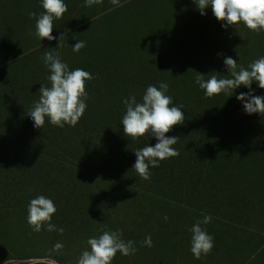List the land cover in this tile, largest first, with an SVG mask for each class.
<instances>
[{
  "label": "trees",
  "instance_id": "1",
  "mask_svg": "<svg viewBox=\"0 0 264 264\" xmlns=\"http://www.w3.org/2000/svg\"><path fill=\"white\" fill-rule=\"evenodd\" d=\"M75 1L64 0L68 10L60 19L65 20H53L56 39L51 41L35 34L36 21L45 12L43 6L37 8L40 3L31 11L37 16L30 17L31 12L11 13L0 2V50L11 53L0 65V167L5 165V178L20 186L8 198L28 191L30 184L21 185L20 180L36 172L45 184L56 186L49 190L50 198L62 202L65 210L72 209V226L112 207L123 226L130 219L137 229L121 235L135 242L138 251L131 258L136 264H176L179 249L195 257L191 229L207 215L212 220L201 227L214 237L211 253L232 257L248 248L247 259L264 260V115L244 111L237 99L247 92L242 85L234 93L208 97L195 82L198 71L205 80L212 75L231 78L226 56L236 59L238 67L248 68L264 57V40L257 55L247 50L226 52L218 57L220 66L209 67L221 44L196 32L201 15L197 18L182 9L188 17L178 21V16L175 21L179 13L168 10L171 0H146L145 4L144 0H102L92 6H86L85 0ZM149 10L162 13L155 16ZM134 16L145 28L139 26L140 31L130 38L122 36L117 20L124 17L127 22ZM177 22L187 27L173 35ZM91 26L108 27L111 34L97 41L83 31ZM61 35L67 38L57 47ZM78 41L86 46L74 52ZM167 43L168 52L181 48L172 66H166V58L149 65L143 59L133 69L136 75L128 66H118L123 62L121 55L125 62L136 60L139 54L150 56L151 49ZM145 44L149 52H135ZM49 51L59 52L69 71L79 68L93 77L86 80L87 108L75 126L59 127L46 118L43 128H36L29 115L42 84L51 87V71L43 60ZM162 72L175 75L166 95L173 98L174 106L183 105L185 121L166 133L179 137L173 145L179 155L159 161L158 167L150 165V179L145 180L133 168L135 150L154 146L157 139L151 133L136 139L124 134L123 101L135 96L142 102L147 87L155 85ZM254 94L264 96V89L258 86ZM149 235L152 247L142 243ZM126 257L117 252L111 264H120Z\"/></svg>",
  "mask_w": 264,
  "mask_h": 264
},
{
  "label": "clouds",
  "instance_id": "2",
  "mask_svg": "<svg viewBox=\"0 0 264 264\" xmlns=\"http://www.w3.org/2000/svg\"><path fill=\"white\" fill-rule=\"evenodd\" d=\"M102 0H85L86 6L101 3ZM116 0H113L115 3ZM202 15H206V9L211 6L213 15L220 21L222 26H237L241 21L252 31L264 30V0H195ZM45 12L41 13L36 21V35L41 39L55 40L53 33V20L60 19L68 10L64 0H42ZM30 17H36V12L29 13ZM63 35L60 36L61 46ZM86 46L84 41H78L73 45V51L79 52ZM222 55V54H218ZM44 63L49 67L51 75L48 80L51 87L43 85L39 89L40 98L34 104L29 115L34 121V127L43 128L46 118L53 124L63 127L65 123L75 126L83 116L87 104L88 94L86 92V80L92 79V75L83 69L68 70V65L61 61L59 52H45ZM224 64L231 78H218L212 75L205 80L204 76L198 74L195 82L205 95L212 97L222 92L234 93L241 85L249 88V92H242L237 99L243 102L244 111L248 114L260 113L264 115V96L254 94L253 82L264 89V57L251 63L248 68L239 66L237 60L231 56L224 58ZM169 85L161 82L159 88L149 85L142 97V102H137L136 97L125 98L126 113L122 118L123 132L127 137L136 139L151 133L156 137L157 143L135 150L137 157L133 168L142 179H150L149 167H158L159 161L178 156L179 152L173 147L177 143L178 136H168L175 125L183 124L185 114L181 111L183 105L174 106L173 98L166 95ZM231 96V95H230ZM57 211L54 202L41 195L32 199L28 208V224L33 231L39 232L44 224L48 231L58 230L63 233L64 229L58 228L50 221L52 215ZM167 220L168 217L165 216ZM212 220L210 215L197 221L191 231V252L199 259L202 254L207 255L214 247V237L201 224H208ZM90 251L85 250L79 257L77 264H111V261L120 252L124 256L134 255L138 249L132 240L125 241L119 230L104 231L99 238H89ZM148 247L153 246L151 236H147L142 242ZM63 248L61 243L54 246L59 252Z\"/></svg>",
  "mask_w": 264,
  "mask_h": 264
},
{
  "label": "rangeland",
  "instance_id": "3",
  "mask_svg": "<svg viewBox=\"0 0 264 264\" xmlns=\"http://www.w3.org/2000/svg\"><path fill=\"white\" fill-rule=\"evenodd\" d=\"M79 1L80 0H77V2ZM141 1L142 0L138 3ZM0 2H3L5 8L9 9V11L11 10V13L14 14L31 12L39 3L40 5L37 8H41L42 6L41 0H0ZM77 2L75 1V3ZM143 3L145 4L146 0H144ZM160 7H162V9L166 8L164 4H161ZM170 9L179 13V15L175 16V21L178 16L180 17L178 21H183L188 17V14L187 17H184L182 9H186L187 13L190 12L189 15L192 14L193 16L195 14L194 16L197 17L199 14L203 17V20L198 21L196 32L207 36V38L216 39L217 46L221 44L220 49L218 46L216 52L222 55H214L215 58L210 59L213 61H208L209 67L216 63L217 66H220L219 63H221V59L218 60V57L223 56L226 52H242V50H247L253 51L256 55L261 53L258 47L262 43V40H264V30L258 32L252 31L247 28L243 21L239 23L237 28L235 26L225 28L222 25L226 22L218 20L215 16H211L213 15L211 6L206 9L207 14L202 15L195 0H171L168 10ZM149 12L155 16L162 13L161 10H149ZM125 19L127 18L121 17L117 20V31L123 33L121 35L127 38H130L132 33L139 32L142 27L145 28L146 26H142L143 24L138 23V16L129 18L131 20H127V22ZM60 20L63 21L65 19ZM177 23L176 28L174 30L171 29L173 35L180 34L181 30L187 27L182 22ZM83 31L89 37L93 36L97 41L111 34L109 28L105 26H91L88 27V31L86 28ZM186 33L189 34V36L193 34L192 30ZM64 36L65 35H63L62 41H65L67 38V36ZM24 38L28 40L27 37ZM167 46L168 43L167 45H158L154 50L151 49V57L148 54L147 56H145V54H139L137 57L140 58L128 62H125L127 58L121 55L123 62L119 63L118 66H128L132 69L129 70L132 71L134 75L137 74V71H133L134 67H139L143 59L146 64L149 65L153 63L154 60L157 61L160 60V58H166V66H172V58H175L176 52H179L181 48L173 47L170 49L171 52H168L166 51ZM146 47L147 44L142 47H137L135 52H149V50L145 51ZM60 51L64 52L63 49ZM10 55L11 53L5 52V49L0 50V65L4 64L8 59L7 57ZM174 77L175 75L172 73L162 72L160 79L156 81L154 86L159 87L161 82L169 84L171 83L170 79ZM242 87L249 92L248 88L243 85ZM257 87L258 83L256 82L252 89L255 91ZM68 173H70V171ZM37 176H39V174L36 172H30L23 180H20V184L22 183L21 185L27 186L30 184V189H28V191L25 189V192H21L9 199L7 194L10 193V191L17 190L20 186H14L12 184V179L5 178V165L0 167V264H77L83 250L90 249V245L87 243L89 238H99L104 231L119 230L121 235L126 232H128L129 235L131 231L137 230L136 227L131 224L130 219H126L125 226H123V219L112 207L106 208L91 216L86 223L78 221L75 224L77 227L75 225L72 226L71 223L74 224L75 221L72 209L65 210L62 202L54 200L52 197L50 198L49 190L54 191L56 186L54 187V184H45L43 180L41 178L39 179ZM63 188L64 186H62V189ZM41 195L54 202L57 211L52 215L50 222L56 225L57 229L62 227L64 229L63 233H60L58 230L48 231L47 224L42 226L41 231L35 232L28 224L29 204L32 199L38 198ZM57 243L63 245V248L60 249L59 252L54 250V246ZM248 252V248H243L236 251L232 257L210 252L207 255H201V257L197 259L196 257L188 255L184 250L179 249L176 257V264H244V262H246L245 264H264L263 259H255L252 257L247 259L246 254H248ZM120 264L136 263H134L133 256L131 258V255H129Z\"/></svg>",
  "mask_w": 264,
  "mask_h": 264
}]
</instances>
